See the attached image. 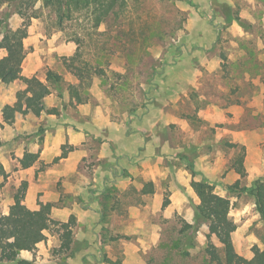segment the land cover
I'll return each mask as SVG.
<instances>
[{
    "label": "rangeland",
    "instance_id": "obj_1",
    "mask_svg": "<svg viewBox=\"0 0 264 264\" xmlns=\"http://www.w3.org/2000/svg\"><path fill=\"white\" fill-rule=\"evenodd\" d=\"M123 2L96 28L81 14L59 29L45 0L25 7L32 17L22 75L44 80L53 69L65 83L43 101L58 113H16L11 123L4 122L2 108L15 104L24 85L0 83V164L6 173L5 179L0 175V214L15 195L23 206L34 181L51 207L72 208L75 220V212L92 208L97 217L75 223L68 253H53L59 245L53 225L44 241L21 256L37 264H158L161 244L178 235L173 225L183 219L194 225L189 264H202L207 227L195 216L192 181L230 198L228 223L239 254L251 255L253 245L264 248V222L252 197L228 188L238 179L240 186L264 179V0ZM15 3H0V22L13 28L22 23ZM77 37V62L105 71L84 79L90 83L84 88L76 87L79 79L64 64L76 51ZM227 142L245 146L243 178L230 168L234 148ZM24 151L39 152L28 172L18 171ZM62 153L67 160L60 162ZM59 170L67 174L57 179ZM149 180L154 192L141 193ZM60 212L54 220H68L67 211Z\"/></svg>",
    "mask_w": 264,
    "mask_h": 264
},
{
    "label": "trees",
    "instance_id": "obj_2",
    "mask_svg": "<svg viewBox=\"0 0 264 264\" xmlns=\"http://www.w3.org/2000/svg\"><path fill=\"white\" fill-rule=\"evenodd\" d=\"M3 0H0V3ZM14 12L22 18V23L13 28L8 22H3L0 35V48L4 55L0 59V83L8 84L20 80L24 88L15 93L16 102L13 105L6 104L2 108V118L4 122L11 123L16 113L39 116L43 112L56 114L57 108H46L44 97L50 94L52 88H60L64 83V77L54 71L47 69L44 80L36 75L23 76L22 62L26 50L24 39L27 36V28L30 24L31 14H27L26 8L29 1L34 0H14ZM50 4L56 16V24L62 29L66 21L73 20L76 15L85 14L89 17L93 27L99 26L105 22L111 13H115L123 5V0H45ZM26 5V6H25ZM35 17V16H34ZM80 37L75 38L77 48L74 54L69 58H64L66 68L79 79L76 87H87L90 83L84 79L91 78L90 75L104 74L103 68L91 67L88 62H77L81 56ZM250 54V52H249ZM249 57V56H248ZM257 65V64H256ZM250 73V70H245ZM264 85V72L259 73ZM85 84V85H84ZM72 88V84H68ZM77 100L82 102L83 98L78 90ZM227 145L234 148V154L230 160V168L240 178L246 175L244 166L245 146L227 142ZM65 153L56 157L60 159L65 157ZM39 158L38 151H24L18 159L21 168L32 166ZM190 167L193 162L188 161ZM0 175L5 179L6 173L0 164ZM1 186V184H0ZM191 187L198 198L195 205V216L206 224L205 233L206 245L203 249L202 264H264V248L253 245L252 256L247 258L239 254L232 241V232L234 226L228 223V214L231 208V200L227 196L214 191L213 187L203 181H192ZM230 191L235 189L245 191L252 197L255 211L264 222V179L256 178L250 186H240L239 179L228 186ZM143 194L154 192V184L151 180L145 182L140 189ZM107 197L108 194H105ZM107 204L103 203L100 208L102 217L106 215ZM180 226L173 225L178 235L169 236L167 241L161 244L164 252L158 264H189L192 257L187 246H193L194 225L179 219ZM75 216L70 215L66 221H57L51 217V206L42 204L37 209H29L21 206V198L15 195L10 204L7 213L0 214V264H37L33 259L21 256L22 251H33L37 244L46 239L45 230L53 225L57 226L59 245L53 249L54 254H65L70 248L73 238V227L75 225ZM212 239L217 241V244ZM155 263L154 258H150L149 263Z\"/></svg>",
    "mask_w": 264,
    "mask_h": 264
},
{
    "label": "crops",
    "instance_id": "obj_3",
    "mask_svg": "<svg viewBox=\"0 0 264 264\" xmlns=\"http://www.w3.org/2000/svg\"><path fill=\"white\" fill-rule=\"evenodd\" d=\"M46 147H47V142H45V144H44L43 150L41 151V155L44 153L45 150H47ZM63 160H67V157H62V158L59 159L60 162H62ZM18 164H19V162H18ZM32 167H33V165L30 166V167H27V168H21L19 166L18 171L28 172L29 169L32 168ZM75 168L76 167L70 168L71 170H69V171L73 173L75 171ZM61 174L65 175V174H67V172H65V171L61 172V170H59L57 172V175H56L57 179H59L61 177ZM52 180H54V179H52ZM62 181L65 184H69V186L71 185L70 187H75V186H73L74 183L73 182L70 183L66 178L62 179ZM76 185H78V184H76ZM27 188L28 189H27V193H26V198L24 199V205H23L24 207H27L29 209H37V208H39V205L36 203L37 199L42 201L43 204H46L47 202L51 201V199L49 197L48 198L46 197L47 195L45 194V192L42 189H40L41 188L40 183L38 185L34 181H30V184L28 185ZM70 189H72V188H70ZM78 189H80V191H82L83 188L78 186V187H76V190H78ZM63 210L65 212L67 211V213L69 214L68 216L72 215V213H73V209L72 208L69 209V207L63 206L62 204H60L57 207H54V206L51 207V217L53 218L57 214H62L60 211H63ZM90 210H87L86 212H83V213L75 212V210H74L75 214L77 215L76 223H82V224L86 223V221H89V219H90L89 217L93 218V220H96L97 215L93 216V215H95V213L92 210V208ZM94 210H95V208H94ZM88 211H90V212H88ZM73 215H74V213H73ZM22 252H24V251H22ZM248 256L251 257L252 254L251 255L250 254L245 255V257L249 258Z\"/></svg>",
    "mask_w": 264,
    "mask_h": 264
}]
</instances>
